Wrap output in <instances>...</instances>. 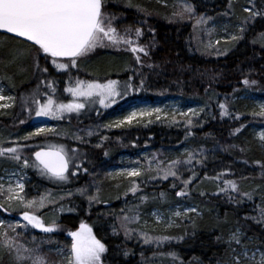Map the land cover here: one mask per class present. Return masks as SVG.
<instances>
[{
  "label": "trees",
  "instance_id": "16d2710c",
  "mask_svg": "<svg viewBox=\"0 0 264 264\" xmlns=\"http://www.w3.org/2000/svg\"><path fill=\"white\" fill-rule=\"evenodd\" d=\"M164 3L103 0L102 12L112 18V26L118 33L122 29L130 35L133 42L130 48L139 44L147 55L130 49L106 54L101 49L110 46L99 47L93 56L81 61L78 72L90 81L103 80L102 74L129 81L132 90L126 99L133 104L173 97L199 102L202 110L197 114L168 111L149 121L119 127L107 124L111 114L129 105L122 102L111 109L94 110L76 121L63 118L57 131L32 136L30 133L26 136L30 138L24 139L26 127L20 122L29 121L25 108L31 111L34 106L29 92L40 79L48 80L46 85L53 83L58 92L64 91L67 73L56 72L43 59L41 68L47 67L48 71L37 70L33 62L36 51L31 43L0 33V78L16 97L11 108L0 110V146L19 144L20 163L23 159L29 163L24 195L27 200L37 202L45 198L44 207L36 210H41L48 223L57 222L59 233L42 234V240L39 239L42 250L50 244L54 247L58 243L67 244V232L76 231L83 223L92 228L107 248L103 264L227 263L232 248H240L235 243L232 248L228 244L237 229L243 234L242 242L251 241L264 248V221L258 222L260 209L264 207L261 168L264 154L253 133L255 127H264V116L253 115L255 112L242 106L244 94L264 97V15L245 26L242 39L211 47L212 35H207L205 26L198 23L202 17L240 23V18L248 15L240 7H251L254 3L256 10L264 11V0H164ZM185 5H190L193 11L184 12ZM136 29L142 32L139 37ZM14 40H20L24 46L15 52L5 49L16 45ZM137 56L139 62L135 60ZM105 63L109 66L106 73ZM244 80L249 84L245 85ZM221 104L226 105L228 115H222ZM53 140L65 143L68 148L74 145L80 153V168L74 173L71 167L65 182L33 164L32 153ZM183 147L187 149L185 153L180 152ZM141 151H147L142 157L141 175L112 174L111 168L120 163V155ZM174 161L179 163L172 165ZM14 162L7 156L0 157V173L7 165L18 164ZM170 166L177 175L164 179ZM189 179L192 182L185 189L184 181ZM229 180L237 183L238 192L221 191ZM133 186H138L135 193L130 190ZM182 190L188 194L177 195ZM97 192L98 198L90 201L88 197H96ZM244 192H249L252 199L243 196ZM180 203L194 205L198 213L178 218L176 225L166 231L140 226V216L147 211L166 210ZM12 205L10 208L5 203L3 209L10 211L13 218L24 211L18 202ZM126 216L128 221H124ZM122 224L131 230L129 235H125ZM27 227L34 232L32 239L37 240L40 233ZM145 237L148 243L144 242ZM50 250L47 255L53 259L55 249ZM57 257L55 260L60 261ZM3 264H9L7 256Z\"/></svg>",
  "mask_w": 264,
  "mask_h": 264
},
{
  "label": "snow or ice",
  "instance_id": "6c2138e0",
  "mask_svg": "<svg viewBox=\"0 0 264 264\" xmlns=\"http://www.w3.org/2000/svg\"><path fill=\"white\" fill-rule=\"evenodd\" d=\"M102 7L103 0H0V30H3L5 33L14 34L15 37L22 38L24 42H31V46L36 51L33 62L37 70L46 73L48 68H41L40 60L44 59L47 61L50 58L51 64L56 69L66 71L70 66H76L78 58L94 51L97 47L120 44L132 45L133 42L130 39L121 36L117 29L112 26V18L102 12ZM229 7H231V4ZM192 11L193 8L190 5L184 6V12L191 13ZM243 11L248 13V15L240 18L238 26L240 35H232L230 37L232 41L242 39L245 26L255 17L264 15V11L256 10L254 3H252L251 7H245ZM177 15H182V13H178ZM205 22L203 17L198 21V23ZM141 34V30L136 29V35L139 37ZM105 41H107V44ZM216 43L219 44L220 41L217 40ZM130 50L134 53L139 52L147 55L146 49L138 45L131 47ZM136 59L139 60V56ZM59 60H66L67 62L60 63L58 62ZM117 83L114 80L108 81L107 84L77 81L76 87H69L67 90L74 97L90 98L99 96L101 97L100 103L104 104L105 100L114 102V98L120 95V92L115 87ZM243 83L248 85L249 81L244 80ZM251 83L254 84L255 81ZM47 86L51 87V84ZM141 86H143V81H141ZM0 92H2V89H0ZM14 99L12 96L0 94V101H13ZM33 102L38 105L35 112L36 116H52L54 118H62V113L64 112H79L85 107L84 103L77 102L56 105L51 96L48 97L46 104H39L34 98ZM10 106L11 104H0V108ZM220 108L223 110L222 115H228L226 105L221 104ZM135 115L133 113L127 122L131 123ZM253 115L264 116V105H260L259 112H255ZM122 123L123 121L119 122L117 126L119 127ZM188 123L190 124L191 121L189 120ZM45 131L51 130L39 128L35 133L30 134V136L40 135ZM28 138L30 137H25L24 139ZM260 139L264 141V133L260 134ZM6 156L17 162H20L22 159L17 147L4 148L0 146V157ZM35 159L38 162L36 166H42V171H47L56 180L66 181L68 179L67 173L70 159L62 147L57 152L37 151L35 152ZM189 162H191V157L189 158ZM22 163L24 167L29 166L27 159H23ZM176 163H179V161L173 162V164ZM261 168L264 169V165H261ZM126 174L132 177L141 175L136 169H132ZM176 175V171L172 170V166H170L165 171L163 178L168 179L169 176L175 177ZM194 178L195 175L192 179ZM191 182V179L184 181V188L187 189ZM226 184V188H221L222 192H228L229 190L238 192V185L235 181L229 180L226 181ZM137 187L133 186L130 190L135 193ZM23 190L24 185L19 183V181L15 187L9 186L6 190L5 203L11 206L13 202H18L24 209L44 207L45 198L42 197L39 202L36 200L26 201L20 195ZM80 191L81 195H83L84 191ZM4 192V186L0 184V194ZM187 194L183 190L177 193L179 196ZM98 195L99 192H97L96 197L90 196L88 199L90 201L95 200L98 198ZM243 196L252 199V195L249 192H244ZM5 203H0V208H4ZM188 211L195 212L196 209L190 208ZM175 215L180 216L181 213L176 212ZM23 217L34 228H39L43 232L50 233L55 231V221L51 225L46 226L39 216L27 210L24 211ZM135 219L133 217V220ZM128 220L129 217H124V221ZM262 221H264V207L260 209L258 222ZM122 227H125V235H129L131 230L127 229L125 224H122ZM3 228L4 225L0 223V236L3 237V240L0 241V264H3L5 256L8 257L9 264H49V261L44 256L36 254L35 249H29L20 244L15 237H10L6 231H3ZM11 230L15 232L14 227ZM69 235L72 237V242L69 254L65 257L66 264H103L102 257L107 248L105 244L96 239L90 227L81 224L79 231L69 232ZM242 235L240 230L237 229L230 236L228 241L229 247L232 248V244L235 243V245L241 246V249L237 252L235 248H232L233 255L229 264H264V252L260 251L259 248L252 251L248 247V244L242 243ZM144 242L148 243L149 239L145 237ZM248 243H251V241Z\"/></svg>",
  "mask_w": 264,
  "mask_h": 264
},
{
  "label": "rangeland",
  "instance_id": "374dc122",
  "mask_svg": "<svg viewBox=\"0 0 264 264\" xmlns=\"http://www.w3.org/2000/svg\"><path fill=\"white\" fill-rule=\"evenodd\" d=\"M159 2L162 4H165L164 0H159ZM245 7L247 6L243 5V7H240V10L243 11ZM205 21L206 22L202 23V25L203 27L205 26L206 34L212 35L211 42L209 43V45L211 46L214 44H217L216 43L217 40H219L220 43L221 42L227 43L229 41H232L230 39L232 35H239V32H238V26L240 24L239 22H233V21L231 22V21H228L227 19H222L220 22L207 20V19H205ZM119 32H121L119 33L121 36H125L126 39H130V35L125 34L126 31L120 29ZM14 41L15 43H17L16 45L10 46V47L7 46L5 49L13 50L15 52L17 49H21V47L24 46V44L21 43L20 40H14ZM105 43L107 44V41H105ZM130 46L131 45L120 44L116 46H110L109 48H103L101 50H106L107 51L106 54L114 53V50H117V49H118L117 51H119L120 53H124L123 50L127 51L128 49H131ZM138 46L140 45L138 44ZM98 48L99 47H97L94 51L88 53L87 55L78 58L76 62V66L75 67L70 66L66 71L56 69L51 64L50 58L47 61L45 60L50 67H53L55 69L56 72H60V73L66 72L68 83L64 86V91L61 90L63 91L62 93H60L61 91L59 92L57 91L58 88L53 83H51V87H48L46 85V82L48 80H45V79H40L38 84L33 87V89L29 92V97L31 99V105H34L32 107L33 110H31L33 114L31 113L29 107L25 108V115L29 117V121L20 122L24 124L23 127H26L23 131V137L28 136L30 133H35L37 129L39 128L50 129L51 131H57V126L61 122V120H63V118L73 119L74 121H76L78 119H81L83 116L93 113L94 110L111 109L115 107V105L120 104L122 102H127L126 104H129V105H127L125 109H121L111 114V116L107 119V124L113 127H118L117 124L122 121L123 123L120 124V126L123 124H130L127 121H128V118L132 116L133 113H135L136 115L132 118L131 123L139 122L142 120L149 121L152 117H161V116L166 115L168 111L178 112L182 114H192V115L201 112L202 110L201 103L188 102V101H185L177 97L168 98L164 101H155V102L142 101L139 104L130 103L129 99H126L130 95L131 90H132V87L131 86L129 87V85H131L130 82L117 80L115 78H110V76L107 74H102L101 76L99 75L100 77H102L101 79H103L101 81L100 80H96V81L87 80V77L85 74L83 73L80 74V72H78L79 71L78 66L80 65L81 61L93 56L97 52ZM120 48H121V51H120ZM135 60L138 61L136 58ZM58 62L65 63L67 61L59 60ZM104 66L106 67L103 68V71L104 73H106L107 71H109V66L106 63ZM110 80H114L118 82L115 85V87H116V90L120 92V95L114 98V102L110 100H105L104 104H101L100 103L101 97L99 96H93L90 98L74 97L67 90L69 87H76L77 81L107 84V82ZM0 89H2V92H0V94L4 96H12L15 98L13 101H7V100L0 101V104H11L10 107H2L0 108V110L11 108L12 105H14L15 103L16 97L3 84L1 78H0ZM45 89L48 93H46ZM45 94L46 96L42 97ZM49 96L52 97L56 105L61 104V103L69 104L72 102H77V103H84L85 107L81 109L79 112H64L62 113V118H54L52 116H36L35 112H36L38 105L37 103L33 102V98L36 101H38L39 104H46ZM242 98H244V101L242 102V106L247 111L259 112L260 105H264V97L261 95L247 93V94H244ZM45 132H50V131H45ZM253 133H254V138L256 140L257 146L264 154V141H261L260 139V134L264 133V127H255L253 130ZM55 141L56 140H53L51 142H45V144H43L42 147H50V148H58V149H61L62 147L64 152L67 153V156L70 159L72 170L75 173V171H77L81 166L82 160H81V157L79 156L80 153L77 151L74 145H72L71 148H68L66 147L65 143H62V142L60 143V142H55ZM10 144L11 145H8L7 147H17L18 149L20 148L18 146L19 144H16V143H10ZM186 151H187L186 147H183L180 150L181 153H185ZM146 154H147V151H141L139 154L120 155V163L111 168L112 174L117 177H128L126 173L128 171H131L132 169H136L139 172H141L143 169V164H144L142 157H145ZM149 160H151V158ZM17 163L18 164L7 165L5 168L2 169L0 173V184H2L5 189V192L3 194H0V203H5V199L7 195V192H6L7 188L9 186L15 187L18 181L19 183H22L24 185V190L22 193H20V195L23 196L24 199L27 201V197L24 195V192L26 189V181L29 178V174L27 172V167H24L23 165H21L22 163L20 162H17ZM33 164L34 166L37 165L34 160H33ZM172 165H175V164H172ZM38 168L41 169V167H38ZM9 207L12 208L14 206L11 205ZM20 207H22L21 209H24L23 206H20ZM36 208L38 209L39 207H34L32 209H24V211L27 210L30 213L36 216H39L46 226L51 225L52 223H48L49 220H46L43 218L42 216L43 214L40 213L41 210H36ZM190 208L196 209L194 205L183 204V203L168 206L166 210H162L159 208H153L152 210L147 211L142 216H140L139 223L141 227L146 228L148 230L166 231L167 229H171L172 227L176 225V221L178 220V218L182 216H190V215L198 213L197 209L195 212L188 211V209ZM0 210H3V212H0V223L4 225L3 231H6L10 237H15L20 244H23L25 247L29 249H35L36 254L44 256L49 261V264H66L65 257L69 254L70 245L72 242V237L69 235V232H67L66 234L67 238L69 239L67 244L58 243L55 245V247L54 245L50 244V245H46V249L42 250L41 249L42 242L39 241V239L42 240V234L50 235L54 233H59V228L57 226L56 221H55V231L46 233V232H43L41 229L34 228L31 224H28V221L24 220V218L20 220L19 217L21 215L19 214H21L24 211H22L16 217L13 218L10 211H7L3 208H0ZM176 212H180L181 215L176 216L175 215ZM83 224L90 227L86 223H83ZM27 225L30 226L35 231H38L40 233L39 234L40 236L37 237L38 238L37 240L32 239L33 238L32 234H34V232L30 231ZM13 227L15 228V232L11 230ZM79 230H80V227L76 231H79ZM92 233L95 236L93 230H92ZM29 239L31 240L29 241ZM2 240H3V237L0 236V241ZM242 243L248 244V247L252 251H255L256 248H259L260 251L264 252V248L259 247L254 242H251V243L242 242ZM51 248H53V250L55 249L53 253L55 254V257L58 256L59 258H61L60 261L55 260V257L53 259L48 258L47 254L48 252L50 253ZM235 249L237 250V252H239L241 249V246L240 248H235ZM232 255L233 253L231 251L229 254L227 263H219V264H229V261Z\"/></svg>",
  "mask_w": 264,
  "mask_h": 264
},
{
  "label": "water",
  "instance_id": "95a60500",
  "mask_svg": "<svg viewBox=\"0 0 264 264\" xmlns=\"http://www.w3.org/2000/svg\"><path fill=\"white\" fill-rule=\"evenodd\" d=\"M0 33H4V34H8V35H12V36H14V34H9V33H5V32H3V30H0ZM22 39V38H21ZM29 43H31V42H29ZM60 149H58V148H50V147H42V148H39V149H37V150H35L34 152H33V154H32V157H33V159H34V161L36 162V163H38L37 161H36V159H35V152H37V151H45V152H57V151H59ZM42 167V166H41ZM70 168H71V164L69 163V169H68V173H69V171H70ZM47 172V171H46ZM48 173V172H47ZM67 173V174H68ZM48 174H50V173H48ZM51 175V174H50ZM20 219H23V216H20Z\"/></svg>",
  "mask_w": 264,
  "mask_h": 264
}]
</instances>
